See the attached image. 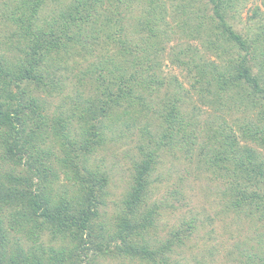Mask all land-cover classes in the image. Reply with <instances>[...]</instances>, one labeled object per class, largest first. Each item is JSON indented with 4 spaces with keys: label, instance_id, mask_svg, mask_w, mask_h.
Masks as SVG:
<instances>
[{
    "label": "rangeland",
    "instance_id": "374dc122",
    "mask_svg": "<svg viewBox=\"0 0 264 264\" xmlns=\"http://www.w3.org/2000/svg\"><path fill=\"white\" fill-rule=\"evenodd\" d=\"M17 1L0 0V57L6 60L19 55L17 41L22 31L13 21L17 17ZM132 6L135 18L127 28L132 35L129 43L132 51L127 57L121 47L115 48L109 57L102 54L89 60L73 57L67 61V54L54 56L52 67L66 69L63 74L67 75L68 85H64L67 88L62 93L38 96L46 101L41 104L44 105L41 113L51 122L44 141L37 145L41 155L56 168L57 177L51 173L38 186L51 198V208L60 205L66 208L64 199L74 202L73 187L75 190L77 187L70 168L63 163L69 158L65 153V139L57 137L51 127L54 119L61 115L71 116L75 126H70L66 133L71 141L82 139L76 133V130L83 132L76 115L80 112L73 115L75 108L67 103L65 96L75 98L80 92L85 98L90 97L89 100L93 98L97 85L92 80L95 64L106 67L102 72L105 78L125 71L127 78L135 74L137 80L133 83L136 93L144 97L143 102L125 99L109 123L104 143L101 141L96 152L88 157V165L108 177L104 202L101 197L104 191L96 193L101 204L95 221L109 225L121 213L133 185L134 166L145 161L146 153L156 147L153 144L169 131L167 115L175 105L178 117L174 121L169 117L172 136L157 150V164L149 176L147 207L157 205L160 208L158 229L151 235L165 240L173 228H182L195 220L193 237L184 245L174 247L170 255L172 264H264V222H259L257 216L253 220L244 212H235L232 208L234 197H230V185L236 184L235 177L244 172L241 158L246 165L249 163L247 148L248 154L255 151L257 162L264 164V143L260 140L264 133L255 137L257 141L250 134L264 129V97L250 93L251 89L245 85L242 88L235 81L224 84V79L234 76L232 67L244 51L216 29L209 0H175L173 5L168 4L166 22L155 30L156 36L150 33L152 25L148 23L153 19L161 20L163 8L151 4L150 0H136ZM59 8L48 2L40 14L41 20H51L53 11ZM222 11L227 24L252 43L248 64L264 87V0H223ZM219 73L226 76L220 78ZM76 76H86L85 84L79 86ZM129 101L133 106L128 105ZM128 106L133 108L128 110ZM125 109L130 112L128 115ZM226 151L229 156L224 154ZM219 155L221 159L216 161L215 156ZM68 162L71 163L69 159ZM18 171L27 175L21 168ZM260 185L262 187L263 183ZM68 211L69 216H78V209L69 207ZM15 217L14 208L0 205V225L11 233L14 242L21 241L28 250L34 245L24 232L16 234L11 224ZM43 229L40 246L47 249L62 247L67 240L71 242L74 232ZM85 253L89 260L84 264H90L92 259L97 264H151L123 257L98 259L94 250Z\"/></svg>",
    "mask_w": 264,
    "mask_h": 264
},
{
    "label": "trees",
    "instance_id": "16d2710c",
    "mask_svg": "<svg viewBox=\"0 0 264 264\" xmlns=\"http://www.w3.org/2000/svg\"><path fill=\"white\" fill-rule=\"evenodd\" d=\"M135 1H17V17L13 21L22 31L17 41V46L20 47L19 55L13 60L0 57V205L6 204L15 209L16 217L11 224H14L16 234L24 232L25 237L32 241L34 246L25 250L21 241L14 242L11 233L0 225V264H84L86 259L89 260L86 250H94L100 259L123 257L151 264H172L170 255L174 247L184 245L186 240L189 241L193 237L196 231L195 220L182 228H173L165 240L155 239L151 232L158 229L160 208L157 205L147 207L149 176L157 164V150L172 136L169 117L171 121L177 119L175 105L167 115V120L165 119L169 131L162 132L163 138L153 144L156 147L151 149L152 152L146 153V160L134 166V186L132 185L124 200L121 213L114 221H110L109 225L95 221L99 216L98 206L101 204V199L96 193L105 190L108 177L93 170L87 163L88 157L96 152L101 141L104 143L109 123L123 106L121 103L127 98L140 103L144 100L141 93H136L133 83L137 80V75L131 74L127 78L126 71L120 75H107L105 78L102 72L106 67L101 68L95 64L92 80L97 82V85L93 98L89 100L90 97L87 99L80 92L76 95L77 98L65 96L67 103L75 108L73 115L76 111L80 112L76 114L78 123H82L80 127L83 132L76 130L77 135L82 138L80 141H71L70 135L66 133L70 126H75L72 125L71 116L61 115L54 119L55 124L51 125L52 132L65 139V153L69 158L66 157L63 163L65 167L70 168L77 187V190L73 187L74 202L64 199L62 202L67 204L66 208L62 205L51 208V198L46 196L47 193L43 194V189L38 186L47 180L51 173L57 177L56 168L51 167L52 163L48 162L45 155H41L37 145L44 141L51 122L49 117L42 115L44 105L41 104L46 101L38 96L57 91L62 93L64 88H67L64 85H68L67 75L63 74L66 69L52 67L54 56L67 54V61L73 57L89 60L102 54L109 57L115 48L121 47L127 57L132 51L129 48L132 35L127 28L135 18L131 9ZM174 1L150 0L151 4L163 8L161 20L153 19L148 23L152 25L149 31L153 36H156L155 30L157 31L160 24L166 22L168 4L173 5ZM48 2L61 8L53 11L51 20L42 21L40 14ZM209 2L213 7L216 29L220 30L227 41L244 51V55L240 56L239 61L232 67L234 76L224 79V84H234L235 81L242 85V88L245 85L251 89L250 93L264 97L262 81L259 76L253 74V68L248 64L253 50L252 43L227 24L226 15L222 11L223 0ZM124 5L127 7L123 8ZM154 10L157 11L155 8ZM129 12L131 19L127 16ZM162 30L163 35H166L164 29ZM223 74L219 73L218 77L224 78L226 75ZM85 77L76 76L79 86L85 84ZM130 108L133 107L128 106V110ZM126 110L124 113L128 115L130 112ZM263 130L253 132L255 136L251 132L252 139L257 141L258 138L255 137L264 133ZM247 133L245 132L246 135ZM260 140L264 143V137ZM234 145L233 142L232 151ZM248 151L249 148L245 151L248 165L241 158L240 165L245 167L244 172L235 177L236 184L230 185V197H234L232 208L235 212H244L250 219L255 220L257 216L259 222H264V164L257 162L255 151L250 154ZM69 152H72L73 156ZM224 154L229 156L228 151ZM215 157L216 161L221 159L220 155ZM18 168L27 175L24 176ZM239 180L241 181L238 182ZM105 196L104 191L103 196L101 193L103 202ZM69 207L78 209L77 217L69 216ZM47 227L54 228L58 233L74 230L71 242L67 243V240L59 248L47 249L40 246L41 232ZM89 263L97 264L94 259Z\"/></svg>",
    "mask_w": 264,
    "mask_h": 264
}]
</instances>
